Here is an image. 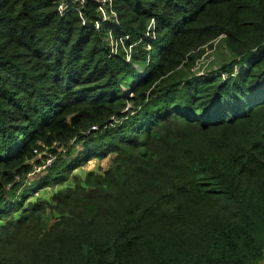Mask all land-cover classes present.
<instances>
[{"label": "trees", "instance_id": "16d2710c", "mask_svg": "<svg viewBox=\"0 0 264 264\" xmlns=\"http://www.w3.org/2000/svg\"><path fill=\"white\" fill-rule=\"evenodd\" d=\"M219 37L225 62L190 75L188 61ZM70 141L77 157L18 189L46 157L33 159L37 142ZM109 153L135 183L160 169L167 180L122 181L110 197L119 221L87 204L68 254H46L45 225L35 238L19 231L20 214L39 212L26 196ZM13 213L0 264H259L264 0H0V221ZM55 228L63 237L64 223Z\"/></svg>", "mask_w": 264, "mask_h": 264}, {"label": "rangeland", "instance_id": "374dc122", "mask_svg": "<svg viewBox=\"0 0 264 264\" xmlns=\"http://www.w3.org/2000/svg\"><path fill=\"white\" fill-rule=\"evenodd\" d=\"M220 39L221 38L219 37L216 41L211 42L197 50L198 56L195 57L193 61H188V73L190 75L201 76L203 73L214 72L222 62H225L227 55L225 50L222 49L220 42L218 43ZM110 45H112L113 48L116 47V44L113 41H110ZM194 54L195 53H191L190 55L194 56ZM123 92L125 95H127V97L131 96L129 90H123ZM91 129H95V127H92ZM35 146L36 154L33 159L40 160L41 163L42 156H40V153L46 155V157L41 163L42 166H40V170L34 171L32 168L31 173H29L25 179L19 178V181L22 182V185H20L18 189H26V192L29 188L35 186L37 181L46 176L47 172L45 167L49 168L54 163L55 165L57 162L60 163L65 154H68L67 159L70 161L71 158L77 157V152L80 150V144L78 146L74 143V141H70L68 144L61 146L55 143H52L50 146H45L40 142H37ZM46 159L50 160L51 162H47ZM166 161L169 162L167 159ZM117 165H119L118 169L116 168ZM169 165L171 167L173 164L169 162ZM152 170L153 169L149 170V172ZM87 172H91L94 175V178L88 182H84ZM49 175L50 177H54L52 176L54 173H50ZM132 176L133 175L131 173L125 170V163L122 161V159L116 160V155L114 153H109L102 159H91L82 166L72 170L70 174L67 175V179L65 181H62L58 184H49L37 192L35 191L36 193H32L31 196H26V200L21 203L25 206V209H29L31 205L34 204L35 208L39 209V212L34 215H30L26 222H21L23 220L22 217L25 218V216L20 214L17 227L19 228V231L27 230L29 236L35 238L39 237L40 233H42L39 230V225H45L48 227V230H44L45 238H47L48 241H51L50 245L55 247L53 250L48 249L46 254L51 256L63 253L68 254L69 250L71 249V244L68 241L67 235L71 229L76 228L79 222L83 220L87 204L93 203L100 211L104 210V217H116L117 215V220L119 221L120 215L119 209L117 208L118 202L116 201L115 204L110 197L112 196L113 191H121L120 188H122V181L134 186H136L137 183L138 186L142 187L155 184L157 179H159L162 183L164 180H167L164 172L161 169L157 170L156 173L148 175V182L144 180L142 175L139 176L140 182L135 183L133 181L138 177L131 178ZM110 177H112L113 181L116 183V185L113 184L112 190H108L106 185L102 182L103 178L109 179ZM66 191L68 193H65ZM164 191L166 193L167 188L166 190L164 188ZM59 193H65L66 195L70 196L62 201L58 195ZM10 201L12 200L10 199ZM75 206H78L79 210L78 208H74ZM114 208L116 210L115 212L112 211ZM17 215L18 214L13 213L0 221V240L3 239L1 235L4 233H9V230L14 226V223L17 220ZM94 216L95 214L90 215L89 217L91 218ZM60 220L65 225L63 237H60L56 234L61 233L63 230L55 228V225L58 224ZM88 222L85 224H87L89 227H84L85 229L95 227V220L92 224ZM100 223L101 222L98 224ZM47 234L51 238H48L49 236H47ZM8 247L11 248L10 245H8ZM259 264H264V257L259 262Z\"/></svg>", "mask_w": 264, "mask_h": 264}, {"label": "built area", "instance_id": "2783aa9c", "mask_svg": "<svg viewBox=\"0 0 264 264\" xmlns=\"http://www.w3.org/2000/svg\"><path fill=\"white\" fill-rule=\"evenodd\" d=\"M95 1H96V2H99L101 5H103V4H105V3L107 2V0H95ZM49 157H51V156H49ZM47 159H48V158H47ZM47 159H46V160H47ZM46 160H45V161H46ZM47 162H51V161H50V160H47ZM41 166H42V165H41ZM40 169H41V167L38 166V167H34L33 170H34V171H35V170L38 171V170H40Z\"/></svg>", "mask_w": 264, "mask_h": 264}]
</instances>
